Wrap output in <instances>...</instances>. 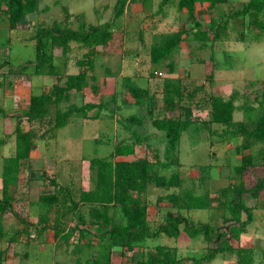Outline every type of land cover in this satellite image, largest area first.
<instances>
[{"label": "rangeland", "instance_id": "374dc122", "mask_svg": "<svg viewBox=\"0 0 264 264\" xmlns=\"http://www.w3.org/2000/svg\"><path fill=\"white\" fill-rule=\"evenodd\" d=\"M115 2L116 0H41L39 12L29 15L28 21L19 24L15 29L9 28L4 14L0 13V63L5 62V65L0 68V93L3 94L6 88L14 89L15 85L18 87V83L26 88L22 95L15 98L16 104L14 106L11 104L10 111L14 107V112L11 116L8 114L6 119H4L5 115L2 114L3 110L0 105V140H2L0 143V173L3 165L2 155L10 153L9 150L14 143V141L13 143L8 142L9 135L14 134L18 126L23 130L28 128L33 131L35 135L33 148L36 147L35 149L39 152L42 148L48 149L44 153L45 160L53 162L50 164L57 161L56 169L53 168V171L47 167H40L41 163L28 161L23 164L25 180L21 181L15 190L17 199L13 212H10L11 217L3 226V236L0 237V255L3 260H10L8 262L13 264H54L59 253L62 258L70 255L79 256L82 252L81 259L88 264H100L104 261L108 263L112 261L111 264H135L142 256L144 249H150L152 243L163 241L173 244L175 242L172 239L161 237V239L148 240L150 242L148 246L127 248L118 243L113 244L109 238L102 240L99 237L101 231L90 225L88 209L84 205L80 206L78 211L85 223H81L77 216L67 215L60 226L66 230L72 228L73 233L67 240L57 239L53 233L54 212L47 214L48 224L43 227V224H38V220L45 215V212L33 204L42 192L53 191L54 188L49 184L48 178L54 177V172H57L60 180L62 176L66 180L65 175L69 172L77 181L74 186L76 189L65 187L61 199H67L66 193L69 198L75 196L78 189L85 186L82 185V179L87 178L86 174L90 169L87 165L90 158L109 155L112 146L127 139L126 136L119 134L118 130L121 125L116 120L117 116L130 114V118H141V121L149 125V121L151 122L149 111L152 112L153 117H159V114L163 112L162 92L167 82L179 89L178 106L190 114L194 119L193 123L183 134L176 156L169 157L165 149L166 139L159 132L151 133L147 140L137 144L139 147L137 155L140 156L145 151L152 157L159 154L162 160L168 157L171 166L169 170L164 169L163 173L169 174L171 170L179 168L184 178V188H191L195 192L214 191L217 196L221 188L230 190L232 185L239 181L234 172V166L240 163L243 154H252L255 163H264V158L260 154V151L264 149V144L253 143L249 148L241 149L243 137L222 136L221 132L225 130V127L209 122V107L205 103V99L211 94H218L223 98H235V104L240 106V109L234 113V120H244L249 127L253 126V121L262 111L258 98L261 93H264V33L259 40H254L255 29L250 23L249 16L232 17L231 15L233 10L243 6L244 0H228L226 3L215 5L212 9L208 7L207 2L197 5L196 14L202 23L201 29L208 32L210 39L205 44L183 39L172 54L160 63V66L150 62V45L158 41L162 34H168L177 28L183 30L189 26V18L176 12L174 6L177 0H171L165 6L166 9L164 7L161 10L166 11V18L162 20L154 17L160 0H154L151 5L142 6L140 10L134 7L125 8L124 13L115 20L112 27L113 39L105 46H97L92 69L95 80L90 82L100 85V91L95 94L87 88L76 94V97L72 95L68 101H62L57 105L50 104L48 114L43 119L28 120L24 116L29 93L40 94L45 90L50 91L56 80L55 76L35 74L33 66H29L21 73L17 70L19 65L35 59L33 36L37 29L40 26H51L55 22L75 29L83 23H105L113 16ZM45 6L49 8L43 10ZM64 8L70 14L67 20ZM211 17L214 19V27L223 26L219 35H216V32L209 27ZM263 17L264 14H260L259 18ZM71 45V50L67 54L68 59L65 62L61 48L56 45L52 46L54 61L61 66L63 73L79 70L81 67L76 64V60L82 58L87 50L75 43ZM7 62L9 64H6ZM170 63L173 65L172 73L169 72ZM211 71L213 73L212 82L208 79ZM157 72L162 74L157 75ZM126 77L131 78L134 84L148 88L153 98L145 99L140 103L134 102L128 110L126 101L129 97L124 86ZM28 80L31 81V85H28ZM89 100L105 105L99 117L104 119L107 116L106 120H83L73 116L68 125L56 129L54 140L47 139L49 132L50 134L54 132L53 124L57 106H60V109L65 106L69 108L71 105L81 106ZM251 108L252 110H248ZM111 110L114 111L112 118L108 114ZM90 112H98V109H92ZM178 113L180 110L177 107L175 115ZM248 114L252 116L251 122L247 121ZM78 117L81 115L78 114ZM143 128L139 127L136 130L141 132ZM2 129L5 130L4 135H2ZM146 129L148 126L145 127V133ZM55 154L58 155L59 161ZM43 171L47 173V178L42 175ZM90 179H92L91 172ZM164 193V190L153 188L148 190L147 197L152 204ZM244 197L247 204L251 202L248 194ZM156 209H158L157 205L149 214L150 220H153V210ZM205 212V210L201 213L192 212V218L195 224L202 223L201 221L214 224L212 226L214 237L216 231L222 226L220 211L213 207L203 214ZM112 215L119 220L118 214L112 212ZM218 222L219 224H216ZM15 225L16 229H14ZM250 227L252 229L255 227L253 232L256 234V237L251 240L256 247L255 264H264L263 209H256L253 213ZM84 229L87 230L84 231ZM200 237L191 239L193 247L189 250L184 246L190 241L182 233L176 240L180 246L176 250H179V254L195 257L201 255L207 248L204 246L209 243H205V240H201ZM39 241L44 242L45 245L42 246ZM86 242L88 244L84 247L83 244ZM222 258L218 255L206 264H222Z\"/></svg>", "mask_w": 264, "mask_h": 264}, {"label": "trees", "instance_id": "16d2710c", "mask_svg": "<svg viewBox=\"0 0 264 264\" xmlns=\"http://www.w3.org/2000/svg\"><path fill=\"white\" fill-rule=\"evenodd\" d=\"M41 0H0V13H3L8 26L15 29L19 24L28 21V16L39 12V3ZM136 0H116L113 6L112 18L102 24H81L79 28L61 25L55 22L51 26H40L33 36L35 40V59L29 60L19 65L18 72H23L29 66L34 67L35 74L51 75L56 77V82L52 89L40 94H31L28 106L24 109V116L28 120L43 119L48 114V105L58 104L64 99H68L71 90L82 91L85 87L90 86L93 93L100 91V85L91 83L95 80L94 75H89L95 63L97 46H105L113 39L114 32L112 27L115 20L120 17L125 8L131 2ZM141 3L151 5L152 0H140ZM171 0H160L157 12L159 13ZM208 3L212 9L215 5L223 4L228 0H177V9H186L190 25L183 30L177 29L168 34H162L159 40L152 43L149 48V59L152 64H159L169 57L175 48L183 39L189 41H199L205 44L210 35L206 30L201 29L202 23L195 15L196 3ZM49 7L45 6L43 10ZM66 20L69 19V13L64 8ZM69 14V15H68ZM264 0H244L243 6L232 11V17L246 16L250 18L255 32L253 39L259 40L264 33ZM214 19L210 18V29L219 35L223 26L214 27ZM142 40V35L140 34ZM72 43H75L87 50L83 53L82 58L76 60V64L82 69L75 74H66L62 72L61 66L54 61L52 46L56 45L61 48L64 62L68 59V51L71 50ZM6 64H9L7 62ZM5 62L0 63V68ZM169 72L172 73L173 65L169 64ZM13 68V67H12ZM15 68V67H14ZM155 73V72H154ZM212 71L208 74V79L212 82ZM125 90L128 97L135 103H140L145 99L151 100L153 96L149 93L148 88L134 84L130 78L124 79ZM179 89L175 85L164 84L162 92V110L164 116L153 117L149 111L152 124L165 132L167 152L175 153L179 145L183 132L188 129L193 120L188 112H185L178 106ZM209 107V122L222 125V136H239L243 137L240 148L247 149L253 143L264 144V93L258 98L259 106L262 108L261 113L253 121V126L249 127L244 120H234V113L240 109L235 104V98H223L218 94H211L205 99ZM180 113L173 115L176 108ZM97 108L98 112L89 114ZM104 104L87 102L81 106H72L66 110L58 109L54 117V128H61L70 121V116L80 114L83 118L97 119ZM182 109V110H181ZM248 110H252L248 109ZM166 113H169L167 116ZM186 113V115H184ZM114 116V111L108 113ZM121 124H136L141 118L117 116ZM252 116L248 114L247 121L251 122ZM15 147L14 152L3 158L0 189V237L3 236V217L8 212H13V206L17 199L15 190L21 181L25 180L23 173V164L26 163L34 144V133L31 130H23L19 126L15 128ZM2 143V140H0ZM140 143L137 138L135 143L119 142L114 147L113 153L109 157H93L90 159V172L94 188L91 190H81L78 201L71 203V209L75 212L79 203L90 204L88 209L90 225L100 230V239L109 238L111 242L118 243L123 247H134L143 245L147 238H155L160 235L177 238L183 230L190 237L203 236L205 242L213 243L214 246L207 247L204 252L195 256H181L176 248L165 245H157L154 248L144 249L142 256L135 264H185L192 261L193 264H202L208 262L216 255L236 254L238 264H251L252 249L248 247H234L232 239L238 240L239 235L245 230V226L252 220L255 209H264V163H255L252 154H243L240 163L234 166V172L237 174L239 181L234 183L230 190L221 188L219 190V208L223 210L222 226L212 236V226L207 223L195 224L193 220L183 216L181 211L190 209H206L210 206V192H195L191 188L183 187V176L180 170H176L169 175L161 174L159 166L168 165L167 162L158 160L156 164L151 163L146 157H141L136 161H115L114 157L129 155L134 153V146ZM261 150V149H260ZM264 158V149L260 151ZM46 177L47 173L42 172ZM49 184L54 186V191L49 194H42L38 197L37 204L44 209L45 215L41 216L38 224L43 227L48 224L47 214L54 212L55 226L54 233L60 239L67 240L73 233L72 228L64 231L61 222L66 218L68 211L54 206L63 203L61 194L64 190L58 187L55 178H48ZM149 184L159 188H177L178 191H172L165 194V198L175 208L176 212H168L163 221L151 227L147 219L148 203L144 199V192ZM248 194L253 200V206H248L245 202L244 195ZM67 193L65 197L67 198ZM112 205L119 206L122 220L114 221L109 215ZM81 223H85L83 216L78 214ZM22 222V220L20 219ZM87 229H84L86 231ZM85 233H83L84 235ZM3 258L0 255V264Z\"/></svg>", "mask_w": 264, "mask_h": 264}, {"label": "crops", "instance_id": "0c3cea01", "mask_svg": "<svg viewBox=\"0 0 264 264\" xmlns=\"http://www.w3.org/2000/svg\"><path fill=\"white\" fill-rule=\"evenodd\" d=\"M154 0H152V2H153ZM205 3V2H204ZM152 4V3H151ZM197 5H200V3H196L195 4V15L197 16V14H196V10H197ZM142 6H144L142 3H141V1L140 0H136V1H134V2H131L129 5H128V7L127 8H129L130 7V9L131 8H137V10H140V8L142 7ZM147 6V5H146ZM174 8H175V10H176V12L178 13V12H180L181 14H184L187 18H188V13H187V10L184 8V9H182V10H179V9H177V6H176V4H175V6H174ZM164 9H166V7L164 8ZM154 17H157L156 19L157 20H162V19H164V18H166V11H164V12H162V11H160L159 13H154ZM160 15V16H159ZM159 16V17H158ZM189 23H190V19H189ZM186 28V27H185ZM178 29V28H177ZM176 29V30H177ZM82 68H80L79 70L77 69V70H75L74 72L72 71V72H66V74H75V73H77V72H79L80 70H81ZM93 71L91 70V71H88V74L89 75H94L95 76V74H93L92 73ZM29 79V78H28ZM26 80H27V77H26ZM30 80V79H29ZM28 80V81H29ZM130 80L133 82V80L130 78ZM55 82H56V80H55ZM55 82H53V84L55 83ZM29 83V84H28ZM28 83H26V84H28V85H31L30 83H31V81H29ZM19 84V86L17 87L16 85L14 86V89L13 88H6L5 89V91H4V93L3 94H1L0 93V105L2 106V109L1 110H3V112H2V114L3 115H5L4 116V119H6L7 118V115L8 116H11V114L14 112V107H13V109L10 111V109L12 108L11 107V104H13V106L16 104V102H15V98L16 97H18L19 95H22L23 94V92H25L26 91V88L23 86V84H20V83H18ZM139 86H141V85H139ZM31 87V86H30ZM142 87H145V86H142ZM48 88V87H47ZM87 88H89L90 90H91V88H90V86H88V87H85L82 91H85V89H87ZM49 89V88H48ZM31 90H32V88H31ZM72 91H73V93H72ZM82 91H75V90H71L70 92H69V97H68V99H64V100H62L63 102L64 101H68L69 99H70V97L72 96V95H75V97H76V94H78V93H80V92H82ZM43 92H47V90H45V91H43ZM30 95H31V93H29V97H30ZM28 97V98H29ZM14 100V102L12 103V99ZM62 101L60 102V104L62 103ZM28 102H29V99H28V101L26 102L27 104H26V106H25V108L28 106ZM88 102H94V103H96V101H92V100H89ZM87 103V102H86ZM126 103H127V105H126V108L129 110V109H131L130 108V106L131 105H133V100L131 99V98H127V101H126ZM72 106V105H71ZM71 106H69V107H71ZM77 106V105H76ZM60 108V106H57L56 107V111L58 110ZM62 110H66V109H68V107H66L65 106V108H61ZM95 109V108H94ZM56 111H55V114H56ZM1 113V112H0ZM96 113V112H95ZM94 113V114H95ZM89 114H92L91 112H89ZM173 115H175V112H173L172 113ZM129 115L130 114H126L125 116L124 115H122V116H124V117H129ZM165 114H164V112H162L161 114H159V118H161V117H163ZM166 115L168 116L169 115V113H166ZM73 116H76L77 118H81V119H83V120H89V119H91V118H83L82 116L81 117H78V114H73L72 116H70V121H69V123L71 122V120H72V117ZM109 116V115H108ZM106 118H102V119H100V117H98L97 119H95V120H98V119H100V120H106L107 119V116H105ZM111 117V116H110ZM112 118V117H111ZM117 120V119H116ZM10 121V120H9ZM118 121V120H117ZM69 123H67L66 125H68ZM147 123L145 122V121H141V122H138V123H136V124H133V125H131V124H121L120 123V127L121 128H119V134H122L123 136H126V138L127 139H124V140H122V141H119V142H123V143H135V141H136V139L137 138H139L140 139V143H136L135 144V146H134V153H132V154H129V155H125V156H122V155H119V156H116V157H114L113 158V160H115V161H122V160H124V161H136V160H138L139 158H141V157H146L151 163H153V164H156V166H159L157 163H155V162H157V159H156V157L155 156H149V154L148 153H146L143 149H142V151H144V152H142V154L139 156V155H137L136 153H137V151H138V146H137V144H141V143H143V141H145V139L147 140L148 139V137L150 136V134L151 133H156V132H159L160 133V135L161 136H164L165 137V139H166V136H165V132L164 131H162V130H160V129H158V128H156L154 125H152V121L150 122L149 121V125H146ZM65 125V126H66ZM148 126V129H146L147 130V132L145 133V127H147ZM139 127H144L142 130H141V132L139 131V130H136L137 128H139ZM62 128V127H61ZM155 128V129H154ZM157 129V130H156ZM26 130H28V128L26 129ZM53 130H54V132H53V134H50V132H49V135L47 136V139L48 140H54V138H55V131H56V128H53ZM186 131V130H185ZM185 131L183 132V134L185 133ZM5 134V130L4 129H2V135H4ZM143 134V135H142ZM183 134H182V136H183ZM35 136V135H34ZM182 136H181V139H182ZM180 139V140H181ZM13 141H14V143H13ZM8 142L10 143V142H12L13 144H12V148H10V150H9V152L10 153H8L7 155H2L3 157L2 158H4V157H6V156H9V155H11L13 152H14V147H15V134H12V135H9V140H8ZM119 142H117V143H119ZM5 143V142H4ZM116 143V144H117ZM165 143H166V141H165ZM180 143V142H179ZM116 144L114 145V146H112V149H111V153L109 154V155H107V156H96V157H109L112 153H113V150H114V147L116 146ZM149 144V143H148ZM150 145V144H149ZM149 145H147L148 146V149H150L149 148ZM166 146V145H165ZM141 147V146H140ZM178 147H179V145H178ZM178 147H177V150L175 151V153H171V152H167V154L169 155V157L170 156H176V154H178L177 152H178ZM36 148V147H35ZM35 148H32V150H31V152H30V156H29V158L27 159V161L26 162H28V161H30V163L31 162H36L37 164H39V163H41V164H39L40 165V167H47V169H50V170H54L53 168H55L56 169V164H57V161L55 162L54 161V164H50V163H53L52 161H47V160H45L46 159V156H45V151L47 152V150L46 149H43L42 148V150L39 152V151H37V149H35ZM141 149V148H140ZM0 151H1V149H0ZM158 152V151H157ZM56 153V152H55ZM136 155L138 156V157H136ZM159 155V154H158ZM55 156L56 157H58V155L57 154H55ZM35 157V158H34ZM50 158H52L51 156H49ZM155 157V158H154ZM93 158V157H92ZM59 159V157L57 158V160ZM91 159V158H90ZM53 160V159H52ZM158 160H160V161H164V162H167V164L168 165H166V166H159L160 167V173L161 174H165V173H163L162 171L165 169V170H169L170 169V166H171V162H170V159L167 157V159H165V160H162V159H160V157H158ZM59 161V160H58ZM46 164V165H45ZM48 164H49V166H48ZM89 165H90V160H89V162H88V168H89ZM58 166H60V165H58ZM52 167V168H51ZM62 167V166H61ZM181 168V167H180ZM176 170H180L179 168L178 169H175V170H171L170 171V173L169 174H171L172 172H174V171H176ZM90 169H88V172H87V178H86V180H84V179H82V185H85V186H82V188H80V189H78V192H76L75 193V196H72V198H69V197H67V199H69V201H66L65 199H61L62 200V202H64V204L63 203H60L59 205H57V206H54L53 208H60L61 210H66V211H68V213H67V215H74V216H78V214L80 215V213H79V211H78V209H79V207L80 206H86L87 207V209H89V207L91 206L90 204H82V203H79L78 204V206L76 207V210H75V212L71 209V203H73V201H78V197H79V192L81 191V190H91V189H93L94 188V181H92V179H90ZM169 174H165V175H169ZM183 176V175H182ZM52 178H55L56 179V181H57V184H58V187H60V188H62L63 190L65 189V187H69L70 189H76V187H74L77 183V181H75V178H73V176H72V174H70L69 172L65 175V178H66V180H64V177L62 176V180H60V177L58 176L57 177V172H54V177H52ZM1 179V178H0ZM183 180H184V178H183ZM183 185H184V183H183ZM53 188H55L54 186H52ZM184 187V186H183ZM161 189V190H164L165 191V193H164V195H162V197H157L156 199H155V202H153L152 204L150 203V201H149V198L147 197V192H148V190L149 189ZM0 189H1V180H0ZM53 191H54V189H53ZM52 191V192H53ZM68 191H70L69 189H68ZM172 191H178V189L177 188H170V189H166V188H159V187H155L154 185H152V184H149L148 186H147V188H146V191L144 192V199H145V201L148 203V209H147V219H148V222H149V225L151 226V227H155L156 225H158L159 223H161L162 221H163V219H164V217L166 216V214L168 213V212H176L177 210L175 209V208H173L172 206H171V204H170V202L164 197L165 196V194H167V193H169V192H172ZM206 191H208V190H202V191H198V192H206ZM52 192H42L41 194H39V195H42V194H49V193H52ZM210 192V206L208 207V208H206V209H190V210H183V211H181V214L183 215V216H185V217H187V218H189L190 220H193V218H192V212H194V213H201L202 211H206L205 213H203V214H206L208 211H210L211 210V208H213V207H215L218 211H220L219 212V214H220V216H221V220H222V218H223V210L221 209V208H219V205H218V203H219V197L215 194V192L214 191H209ZM72 193V192H71ZM39 197V196H38ZM37 200H38V198L36 199V201H34L33 202V204H35V205H37L38 206V208H41V211H44V209L42 208V207H40L36 202H37ZM249 200H251V202H249L247 205L248 206H253V204H254V202H253V200L252 199H249ZM216 201V204H214V202ZM155 205H157L158 206V209H156V210H153L154 211V218H153V220H150V212L152 211V209H153V207L155 206ZM159 206H161L160 208H159ZM163 208H165L166 210H162ZM264 210V209H263ZM201 211V212H200ZM255 211H256V209H255ZM254 211V212H255ZM112 212H114L116 215L118 214V216H119V220H116L114 217H113V215H112ZM253 212V213H254ZM67 215H66V217H67ZM109 215L112 217V219L114 220V221H121L122 220V215H121V212H120V209H119V206H117V205H112L111 206V208H110V210H109ZM207 216H208V214H207ZM8 217V218H7ZM9 217H11V213L9 212L8 214H6L4 217H3V226H5L6 225V222H7V219L9 220ZM154 220H155V222H154ZM194 221V220H193ZM195 222V221H194ZM202 223H207V224H209V225H211V226H214V224H212V223H210V222H208V221H201ZM251 222V221H250ZM250 222L245 226V230L239 235V239L238 240H235V239H232L231 240V243H232V245L234 246V247H237V246H239V247H248V248H251L252 249V258H253V261H252V263L251 264H255V254H256V247H255V245L253 244V242H251V240L253 239V238H255L256 237V234H255V232H253L254 230H255V227L252 229L251 227H250ZM154 223V224H153ZM216 224H219V222L218 223H216ZM95 227V226H94ZM14 229H16V225L14 226ZM70 229V228H69ZM69 229H65L64 228V231L66 232V231H68ZM50 231V230H49ZM53 233H54V230H53ZM182 233H184L185 234V236H186V238H187V240H189L190 242H189V244H187L186 246H184V247H186V248H188L189 250L193 247L192 245H191V239L193 238V237H190L188 234H186V232H184L183 230L181 231V233L179 234V236L177 237V238H174V237H167V236H165V235H160V236H158V237H155V238H147L146 240H145V242H144V244L143 245H146V246H148V245H150L149 243V241L148 240H152V239H156V238H159V239H161V237L163 238V237H165V238H168L169 240L170 239H172L173 241H175L173 244H171V242H161V241H159L158 243H152V245H151V247H149V248H153V247H155V246H157V245H164V244H166V245H169V247H172V248H180V246L178 245V242L176 241L179 237H180V235L182 234ZM54 236L58 239V238H60V237H57L56 235H55V233H54ZM189 237V238H188ZM56 239V240H57ZM200 239L202 240L203 239V236H201L200 237ZM40 242V241H39ZM42 242V241H41ZM40 242V243H41ZM206 243V242H205ZM42 244V246H44L45 245V243L43 242V243H41ZM52 244V243H51ZM55 245H56V243H54ZM85 244L87 245L88 243L86 242V243H84L83 244V246L85 247ZM143 245H136V246H134V247H137V246H143ZM209 246H214L213 245V243H209V244H206L204 247L206 248V247H209ZM262 246H264V245H262ZM53 247H54V245H53ZM84 249V248H83ZM83 249H82V251H83ZM59 249H58V253H59ZM179 251V250H178ZM177 251V252H178ZM81 254H82V252L81 253H79V256H72V255H70V256H65V257H62L61 258V253H59V256H57V259H55V261H54V264H88L86 261H82V259H81ZM179 254V253H178ZM179 255H185V254H179ZM218 255H220V256H222L223 258V262H222V264H238L237 263V257H236V254L235 253H233V254H229V255H224L223 253H220V254H218ZM218 255H216V256H218ZM185 256H188V255H185ZM29 259V258H28ZM94 259H96V258H94ZM212 260V259H211ZM210 260V261H211ZM8 261H10V260H2V262H1V264H13V263H11V262H8ZM209 262V261H208ZM208 262H203L202 264H206V263H208ZM112 263V261L110 262V263H108V261H104V262H102V263H100V264H111ZM185 264H193L192 263V261H188V262H186Z\"/></svg>", "mask_w": 264, "mask_h": 264}, {"label": "built area", "instance_id": "2783aa9c", "mask_svg": "<svg viewBox=\"0 0 264 264\" xmlns=\"http://www.w3.org/2000/svg\"><path fill=\"white\" fill-rule=\"evenodd\" d=\"M162 73L161 72H157V75H161Z\"/></svg>", "mask_w": 264, "mask_h": 264}]
</instances>
